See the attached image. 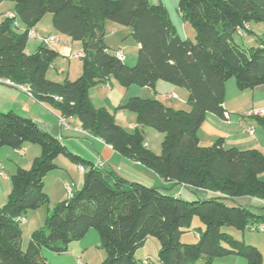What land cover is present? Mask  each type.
<instances>
[{
    "label": "trees",
    "instance_id": "1",
    "mask_svg": "<svg viewBox=\"0 0 264 264\" xmlns=\"http://www.w3.org/2000/svg\"><path fill=\"white\" fill-rule=\"evenodd\" d=\"M13 1L19 26L8 16L0 22V77L27 85L37 100L61 117H75L84 131L152 169L164 183L149 185L102 168L32 117L0 110V147L35 143L41 150L29 168L19 166L10 176L11 190L0 204V264H54L44 249L64 254L91 228L99 231L106 251L100 264H140L136 251L150 236L160 247L157 260L149 259V264H213L229 255L263 264L258 247L236 238L232 230L259 229L264 222V214L235 203L242 196L264 201V153L227 146L222 137L202 145L199 130L208 113L230 116L224 105L229 79L234 77L241 90L264 85V38L247 47L235 39L244 28L253 31L248 23H264V0H180L179 10L195 28V39L182 37L167 7L150 0ZM47 13L60 34L82 44V72L75 79L48 78L59 56L48 44L26 52L28 31ZM107 21L131 28L139 43L134 65L105 42ZM110 77L123 87L169 81L188 91L191 108L131 97L123 107L136 114L137 125L129 131L107 108L91 102L90 88ZM255 118L264 128V115ZM145 126L163 133L160 153L147 145ZM60 155L84 167L82 185L49 208L46 224L32 231L24 248L19 218L50 203L45 177L59 168ZM180 184L206 195L170 192ZM196 218L201 224H195Z\"/></svg>",
    "mask_w": 264,
    "mask_h": 264
},
{
    "label": "crops",
    "instance_id": "2",
    "mask_svg": "<svg viewBox=\"0 0 264 264\" xmlns=\"http://www.w3.org/2000/svg\"><path fill=\"white\" fill-rule=\"evenodd\" d=\"M150 1L152 3H163L167 7L170 18L175 25L178 33L182 37H195L196 31H192V29L187 25L186 21L183 22L185 18L182 16L179 7L178 10L180 12V16L181 18H183L180 22V25H177L176 22H174V20L172 19L169 3L173 0ZM14 6L15 5H13V8H11V10H7L6 12H4L2 20L0 22L3 21L9 11H14ZM108 24L110 23H106L104 40L112 50L116 49L123 51V47L128 48V46H132L136 50L139 49V43L133 37L130 27L111 23V28L107 31V26H109ZM178 26L180 28H178ZM251 26V23H248V27L250 29ZM33 29L43 36L55 35L57 37V39L53 41L49 46L59 52V56L56 58L53 65L57 69V72L59 74L67 73V77L72 78L71 72L78 71V73H80V71H82V62L81 64H76V66H73L70 61L74 51L82 50L81 42L79 43L78 41L72 40L67 35L60 34L55 28H53L49 32L42 31L40 22ZM116 35H119L122 40L121 42L116 43L118 46L115 45L112 42L113 40L111 39L112 36ZM125 59L126 57L124 58V61ZM63 60H68L69 64L67 65V68L63 66ZM48 73L49 72H47V74ZM49 75L50 74H48L47 76ZM184 90L182 89V87L162 79L158 80L154 87L139 86L135 84H132L128 87H123L115 78L110 77L106 82H100L92 86L90 88L89 95L92 104L97 108L107 107L108 109H111L110 105H112L113 107L115 106L116 110L114 112V115L116 121L123 125L129 131H133L137 125L136 114L132 111V113H128L125 107L117 106V103H126L131 97L134 96L155 97L174 108H178L177 106H174L175 100H177L181 96V94L185 97L184 99H186V97L188 96V91ZM251 90H253V105L251 106L252 108H249L247 110V112L264 107V85L251 88ZM224 105L228 109L230 116L228 118H222L213 113H208L199 130L201 144L208 145L215 139L222 137L227 146H237L240 148H258L264 153V128L259 123H253L251 119L244 120L239 117H235L234 115H232L234 113L232 112L233 108L231 106H228V104L226 105L225 102ZM8 109H13L21 114L32 117L42 129L50 132L55 136H58L72 151L79 153L83 157L90 159L95 163H99L101 165L100 167L102 168L113 170L118 175L124 176L130 180H138L149 185L161 186L164 183L162 178L152 169L146 167L139 161L119 154L111 145L107 144L104 140L84 131L81 127L80 122L75 117L69 118L70 123L68 126H66L60 120V113L50 104L37 100L35 97L29 95L25 91H20L14 87L3 85L0 87V110ZM250 125L254 126L253 134H250L248 132V127ZM149 128V126H145L143 128L146 143L156 153H160L162 137H158V140H155L156 143H153L151 140V136L153 135L156 138L157 136L154 135ZM31 146L33 153L30 156H26L25 153L19 154L20 156L23 155L24 157H16L15 154L18 153L12 147H0V169H5L6 166L4 165V163L7 160L6 158H8L9 161H12V159H14V163L7 162L9 163V165H11L12 169H14V172L19 166L28 167L29 165H31L33 158L39 155L41 151L38 145L34 144ZM24 147L26 152V145ZM57 162L59 164V170L60 168H76L78 170L79 180L77 182H74L75 185H72V187L73 190L79 189L82 185L83 177V171L79 169V164L71 161L69 158L63 155L58 156ZM58 169L46 175L45 177V187L48 194L50 192L48 176L59 172ZM10 176H8L7 174L3 177L8 178ZM10 189L11 186L9 190H7V193L10 192ZM170 192L174 194H181L187 197H204L206 195V192L202 189H195L182 184L176 185ZM65 198H62V200H64ZM6 199V197L5 199H3V204L6 202ZM235 203L248 206L255 213L264 214V201H262L261 199L250 196H242L237 197L235 199ZM25 219L26 222H28V216H25ZM70 247L71 249H69L66 254L72 255L78 253L76 252V250H80L81 248L80 245H77L74 248H72V246ZM217 260L218 259H216L213 264H215Z\"/></svg>",
    "mask_w": 264,
    "mask_h": 264
},
{
    "label": "rangeland",
    "instance_id": "3",
    "mask_svg": "<svg viewBox=\"0 0 264 264\" xmlns=\"http://www.w3.org/2000/svg\"><path fill=\"white\" fill-rule=\"evenodd\" d=\"M170 2V1H169ZM180 0H174L169 3V8L171 12L172 19L174 22H176L177 25H180V22L183 18L180 16V12L178 10ZM14 1L13 0H0V21L2 20L4 12L7 10H11L13 8ZM186 21L187 25L192 29V31H196L195 28L192 26V24L187 20H183V22ZM110 24L107 26V31L111 28V23H114L112 21H107ZM41 30L49 32L54 28L53 22H52V14L47 13L41 20H40ZM251 29L253 31L248 30L247 28H244L243 34L237 33L235 34V39L243 46H257L259 43V38H264V23L262 22H251ZM178 28H180L178 26ZM39 30V29H38ZM40 30V31H41ZM44 34V33H43ZM48 34V33H45ZM40 36H43L40 34ZM49 36V35H46ZM111 39L112 42L117 45L116 43L121 42V38L119 35L112 36ZM131 39V38H130ZM191 39H195V37H191ZM132 40V39H131ZM42 42L41 37H29L28 42L26 45V52L27 53H35L39 44ZM79 42V41H78ZM80 43V42H79ZM118 46V45H117ZM116 48V47H113ZM116 50V49H115ZM79 51H74L73 55L71 57V63L73 66H76V64H81V58L75 57V54ZM123 52L125 54V62L129 65H134L137 60V54L138 50H136L132 46H128V48L123 47ZM63 58V57H62ZM64 61V60H63ZM63 66L67 68L68 60H65L63 62ZM48 78L52 80H58V81H64L65 78H67V73L65 74H59L57 72V69L53 66L49 68L48 70ZM81 72H71V79H75L81 75ZM47 74V75H48ZM15 88V87H14ZM17 89V88H16ZM184 90L185 88L182 87ZM20 90V89H17ZM21 91V90H20ZM187 91V90H184ZM253 90L245 89L241 90L238 88L236 79L232 77L229 79L226 83V97H225V103L228 106H231L233 109L232 112H234L232 115L235 117H239L244 120L251 119L253 123L257 124L258 121L256 120L255 116L248 117L246 116L247 110L249 108H252L253 105ZM182 93V92H181ZM187 93V92H186ZM30 95V94H29ZM181 94V96L175 100V105L178 108L189 110L191 108L189 102H188V96L186 99ZM126 103H117V106L123 107ZM111 109H107L114 115L115 113V106L113 107L110 105ZM230 110V108H229ZM126 111L128 113H132L129 109L126 108ZM117 122V121H116ZM70 123V121H69ZM151 129L152 133L157 136H151L152 142L156 143V139L158 140V137H162L163 139V133L159 132L158 130L154 128ZM35 143H27L26 144V156H30L33 153L32 146ZM37 145V144H35ZM8 147V146H5ZM38 147V146H37ZM16 157H24L23 155L20 156L19 154H15ZM6 162L4 165L6 166L5 169H0V202L3 204V199L5 197L7 198V190H9L11 186V179L10 177L5 178L4 175L10 176L14 169H12L11 165L7 162H15L14 159L12 161H9L8 158H6ZM23 166L24 168H29ZM59 172L54 173L50 176H48V184L50 185V203L47 205L42 206L39 209L30 210L26 213L25 216H28V222H21V228H22V244L23 247L26 248L30 234L33 230L41 228L46 224V219L48 216L49 208H52L57 202L62 200V198L68 197L67 192V184L72 186L75 185L74 182H77L79 180V173L76 168L71 169H65L60 168L58 169ZM262 179H264V173L261 174ZM11 190V189H10ZM72 187V192H74ZM7 195V196H6ZM195 224H201V221L196 218ZM33 228V229H32ZM194 233V232H193ZM233 235L238 239H245L246 242L253 244L254 246L258 247V249L263 254V264H264V230L261 229H246L244 232L238 231V230H232ZM80 245V250H76L75 254H57L54 252H51L47 249H44V253L47 254L48 259L51 263L54 264H100L106 257V251L101 246L100 241V234L99 231L96 228H91L87 234L80 240L73 242L70 246L74 248L75 246ZM160 247V243L158 239L154 236H150L147 239L146 244L143 247L138 248L136 251V257L139 259L140 264H149L150 260H157L158 257V250ZM71 249V247H70ZM80 259V260H79ZM218 260L215 262V264H249L248 260L244 256L240 255H229L225 257L217 258ZM220 259V260H219Z\"/></svg>",
    "mask_w": 264,
    "mask_h": 264
},
{
    "label": "built area",
    "instance_id": "4",
    "mask_svg": "<svg viewBox=\"0 0 264 264\" xmlns=\"http://www.w3.org/2000/svg\"><path fill=\"white\" fill-rule=\"evenodd\" d=\"M6 16L14 19L13 21V24L14 26H19V20L17 18V14L15 11H9ZM28 36L29 37H41L42 39V42L50 45L53 41H55L57 39V37L55 35H49V36H40L39 33H37L34 29H30L28 31ZM115 53L116 55L120 58V59H123L125 58L124 56V53L122 50H115ZM84 56V52L83 51H79L75 54V57L77 58H82ZM3 85H7V86H11V87H17L18 89L22 90V91H25L27 92L28 94L31 95V90L30 88L27 86V85H24V84H17L16 82H14L13 80H11L10 78H6V77H0V87L3 86ZM227 117H228V113H226ZM255 115H264V107L262 108H259V109H255V110H251V111H248L246 113V116L248 117H251V116H255ZM61 122L68 126L69 125V118H64V117H61L60 118ZM248 132L250 134H253L254 133V126L253 125H250L248 127ZM15 151L18 153V154H24L25 153V147L22 146L20 148H16ZM79 169L81 171L84 170V167L82 165H79ZM67 188V192H68V197H71L73 192H72V186L70 185H67L66 186ZM19 221L20 222H25L26 219L25 217H20L19 218ZM258 228L261 229V230H264V222L262 223H259L258 224ZM82 264V263H81Z\"/></svg>",
    "mask_w": 264,
    "mask_h": 264
}]
</instances>
